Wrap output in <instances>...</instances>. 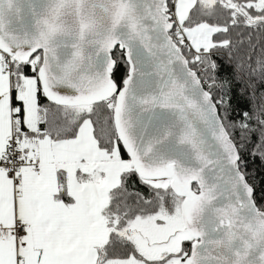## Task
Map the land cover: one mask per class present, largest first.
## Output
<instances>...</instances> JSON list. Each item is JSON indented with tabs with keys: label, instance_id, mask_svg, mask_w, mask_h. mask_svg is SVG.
Wrapping results in <instances>:
<instances>
[{
	"label": "snow or ice",
	"instance_id": "snow-or-ice-1",
	"mask_svg": "<svg viewBox=\"0 0 264 264\" xmlns=\"http://www.w3.org/2000/svg\"><path fill=\"white\" fill-rule=\"evenodd\" d=\"M0 264H264V0H0Z\"/></svg>",
	"mask_w": 264,
	"mask_h": 264
}]
</instances>
